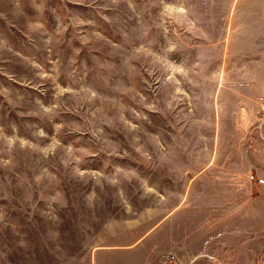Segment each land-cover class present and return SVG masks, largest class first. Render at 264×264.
<instances>
[{
	"label": "rangeland",
	"instance_id": "374dc122",
	"mask_svg": "<svg viewBox=\"0 0 264 264\" xmlns=\"http://www.w3.org/2000/svg\"><path fill=\"white\" fill-rule=\"evenodd\" d=\"M263 106L264 0H0V264H264Z\"/></svg>",
	"mask_w": 264,
	"mask_h": 264
},
{
	"label": "crops",
	"instance_id": "0c3cea01",
	"mask_svg": "<svg viewBox=\"0 0 264 264\" xmlns=\"http://www.w3.org/2000/svg\"><path fill=\"white\" fill-rule=\"evenodd\" d=\"M252 167H254V166H251V168H252ZM250 179H251V180H254V179H255V176H254V175H251V176H250ZM228 184H229V183H228ZM229 185H230V184H229Z\"/></svg>",
	"mask_w": 264,
	"mask_h": 264
},
{
	"label": "built area",
	"instance_id": "2783aa9c",
	"mask_svg": "<svg viewBox=\"0 0 264 264\" xmlns=\"http://www.w3.org/2000/svg\"><path fill=\"white\" fill-rule=\"evenodd\" d=\"M262 112H263V114H264V106H263V108H262Z\"/></svg>",
	"mask_w": 264,
	"mask_h": 264
}]
</instances>
